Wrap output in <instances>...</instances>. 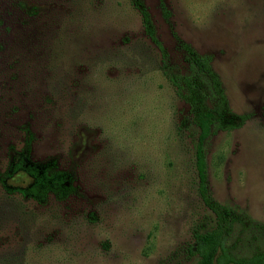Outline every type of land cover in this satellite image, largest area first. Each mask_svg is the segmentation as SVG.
<instances>
[{
	"label": "rangeland",
	"instance_id": "1",
	"mask_svg": "<svg viewBox=\"0 0 264 264\" xmlns=\"http://www.w3.org/2000/svg\"><path fill=\"white\" fill-rule=\"evenodd\" d=\"M0 0V264H194L197 128L168 74L195 79L208 58L234 128L203 143L207 189L239 214L226 247L264 253V0ZM55 162L74 190L21 195L15 166ZM9 187V188H5ZM6 189H11L8 192Z\"/></svg>",
	"mask_w": 264,
	"mask_h": 264
},
{
	"label": "trees",
	"instance_id": "2",
	"mask_svg": "<svg viewBox=\"0 0 264 264\" xmlns=\"http://www.w3.org/2000/svg\"><path fill=\"white\" fill-rule=\"evenodd\" d=\"M129 1L139 13L145 34L162 51L163 55V48L154 35L152 24L143 4L140 0ZM186 50L188 59L196 69L208 75L209 89L215 98V103L208 106L197 80L180 74L167 75L176 94L187 103L191 122L198 130L194 145L196 189L202 204L212 214L213 222L211 227H195L193 229L192 241L187 247V253L197 257L194 264H264V253L262 252L239 258H234L228 253L226 240L232 226L239 220V214L231 207L214 200L206 183V163L203 152L205 139L213 127L223 129L238 127L245 120V116L237 115L228 108L220 81L212 71L208 58L199 55L190 48ZM15 166L22 169L31 179L24 187H17L18 192L23 196L42 201L48 194H51L57 199H63L74 190L69 174L56 169L54 161L37 164L31 162L24 155L16 160ZM6 175L7 173L0 174V180H3ZM6 190L12 191L11 189Z\"/></svg>",
	"mask_w": 264,
	"mask_h": 264
},
{
	"label": "flooded vegetation",
	"instance_id": "3",
	"mask_svg": "<svg viewBox=\"0 0 264 264\" xmlns=\"http://www.w3.org/2000/svg\"><path fill=\"white\" fill-rule=\"evenodd\" d=\"M19 158H20V156H19Z\"/></svg>",
	"mask_w": 264,
	"mask_h": 264
}]
</instances>
